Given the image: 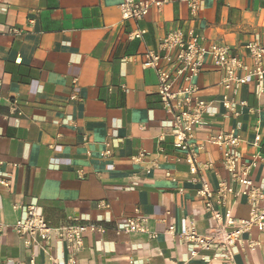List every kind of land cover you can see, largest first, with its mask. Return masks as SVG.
I'll use <instances>...</instances> for the list:
<instances>
[{
	"label": "crops",
	"instance_id": "1",
	"mask_svg": "<svg viewBox=\"0 0 264 264\" xmlns=\"http://www.w3.org/2000/svg\"><path fill=\"white\" fill-rule=\"evenodd\" d=\"M121 1L0 0V178L10 186L0 187V222L5 226L0 264L27 260L10 229L26 217L27 206H39L46 224L55 228L72 216L100 221L105 212L96 205L101 202L109 206L113 221H124L134 210L151 218L149 228L157 239L86 234L78 264H223L212 260L210 252L191 257L192 248L162 234L168 225L179 231L182 219L202 232L207 215L185 162L155 154L156 139L165 135L166 153L180 156L171 149V115L162 111L154 73L141 67L142 54L155 50L169 31L192 27L206 37V45L226 46L250 65L244 47L264 41V0H204L194 23L188 21L185 4L171 0L137 24L121 20ZM11 29L23 33L13 35ZM134 30L145 31L142 39L128 38ZM220 79V71L206 59L194 80L198 96L219 101ZM237 98L254 111L244 109L233 120L223 118L221 108L219 113L210 108L205 125L192 136L200 142L239 125L241 162L247 163L253 127L259 130L264 155V114L255 111L264 99L257 100L253 80ZM12 102L20 115L9 114ZM106 151L110 156H104ZM140 151L145 162L133 164L131 157ZM147 161H155L156 168L149 169ZM200 161L213 163L215 172L201 176L215 190L225 179L218 150L205 146ZM249 176L264 191V170L258 167ZM227 208L236 218L247 216L244 198L230 200ZM166 213L165 224L157 223ZM250 238L252 249H232L234 264H264V232L253 231ZM52 246L63 262V245L54 241ZM36 257L41 264L40 251Z\"/></svg>",
	"mask_w": 264,
	"mask_h": 264
},
{
	"label": "built area",
	"instance_id": "2",
	"mask_svg": "<svg viewBox=\"0 0 264 264\" xmlns=\"http://www.w3.org/2000/svg\"><path fill=\"white\" fill-rule=\"evenodd\" d=\"M171 0H122L118 5L120 18L124 22L137 24L147 17L151 10L160 12L163 6ZM188 12V21L194 23L199 19L200 7L204 0H181ZM13 35L23 32L17 29L9 30ZM144 30H134L129 35L130 40H140ZM206 37L196 33L190 27H183L169 31L157 43L155 50H146L142 54L141 67L152 71L156 77V93L162 105V111L171 115V126L167 136L170 146L180 156H170L165 150V135L156 139V156L165 161L185 162L188 167L190 181L197 185L196 196L203 201V211L207 215V226L204 231L196 229L193 222L181 220L179 231L171 225L165 226L163 235L192 248L191 257L198 253H212V260L223 264H234L232 249L240 247L246 252L255 246L250 234L253 231L264 232V191L254 184L249 173L258 167L264 170V155L261 152V137L257 127H253V140L249 145L251 154L247 163L241 162L239 148L244 144L241 138V126L236 125L227 131L218 132L204 141H196L192 133L202 128L207 121L210 108H221L223 118L238 119L243 110L248 108L244 101L237 98L241 88L249 80L254 81V94L260 102L264 99V41L249 43L244 49L250 65L240 57L231 54L228 47L216 43L206 45ZM209 60L213 67L221 73L219 86L222 95L217 102H206L198 96L195 78L202 72L205 60ZM76 82H73L75 84ZM71 99H76L71 96ZM264 114V106L256 109ZM217 113L218 110H217ZM10 115H20L16 102L9 108ZM88 142L87 138L83 143ZM215 147L220 155V167L225 173V179L217 182L215 190H211L201 176V172H215L211 162H201L200 154L205 146ZM110 156V152H104ZM146 160L144 152H138L131 157L133 164H142ZM149 169L156 168L155 161H147ZM82 173L81 171L78 172ZM0 187L8 189L9 182L0 178ZM244 198L247 206V216L236 218L228 204L230 200ZM16 207H13L15 210ZM96 208L103 210L105 215L98 222H82L77 216L66 219L58 227H49L39 206L30 205L25 208L26 217L17 220L10 226L11 231L21 241L27 254L26 261H13L12 264H38L37 252L43 255L41 264H78V256L83 248V237L86 234L102 237L111 232L115 237L140 235L148 240L157 239V233L149 228L151 218L142 216L134 210L131 217L122 222L109 218V206L98 203ZM166 215L157 223L166 222ZM0 222V233L4 229ZM60 242L65 250V260L59 262L53 255L52 244ZM40 264V263H39Z\"/></svg>",
	"mask_w": 264,
	"mask_h": 264
}]
</instances>
